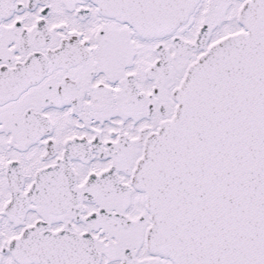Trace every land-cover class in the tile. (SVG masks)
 <instances>
[{"label": "snow or ice", "instance_id": "1", "mask_svg": "<svg viewBox=\"0 0 264 264\" xmlns=\"http://www.w3.org/2000/svg\"><path fill=\"white\" fill-rule=\"evenodd\" d=\"M0 264H264V0H0Z\"/></svg>", "mask_w": 264, "mask_h": 264}]
</instances>
